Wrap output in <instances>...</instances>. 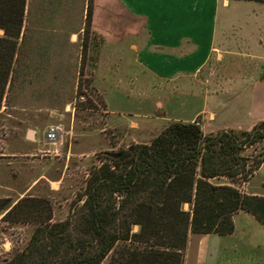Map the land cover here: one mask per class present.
Masks as SVG:
<instances>
[{
    "label": "trees",
    "instance_id": "1",
    "mask_svg": "<svg viewBox=\"0 0 264 264\" xmlns=\"http://www.w3.org/2000/svg\"><path fill=\"white\" fill-rule=\"evenodd\" d=\"M24 5L0 0V105ZM91 13L89 3L86 22ZM262 138L264 120L215 132H204L197 118L170 120L148 142H129L93 165L81 202L64 220L51 221L44 197L12 205L0 198L4 219L35 224L24 248L0 264H99L106 256L109 264H182L189 231L230 233L239 210L264 224V196L238 187L263 161L249 163L243 150Z\"/></svg>",
    "mask_w": 264,
    "mask_h": 264
},
{
    "label": "rangeland",
    "instance_id": "2",
    "mask_svg": "<svg viewBox=\"0 0 264 264\" xmlns=\"http://www.w3.org/2000/svg\"><path fill=\"white\" fill-rule=\"evenodd\" d=\"M89 3L92 13L86 22ZM112 7L113 17H125ZM106 18L107 0H25L0 105V198L12 205L23 196L44 197L51 204V221L66 219L81 202L89 170L107 151L132 141L148 142L173 120L166 118V108L134 117L106 107L107 81L120 77L107 74V65L112 68L121 60L131 64L132 52H121L120 44L135 33L107 25ZM105 49L107 57H100ZM128 89L134 96L135 88ZM178 94L183 106V94ZM50 124L60 127L55 140L44 138ZM243 153L249 163L264 160V138ZM5 213L0 211V263L24 248L35 226L4 219ZM99 264H109V257Z\"/></svg>",
    "mask_w": 264,
    "mask_h": 264
},
{
    "label": "crops",
    "instance_id": "3",
    "mask_svg": "<svg viewBox=\"0 0 264 264\" xmlns=\"http://www.w3.org/2000/svg\"><path fill=\"white\" fill-rule=\"evenodd\" d=\"M112 5L125 17H113ZM104 21L136 34L120 44L131 64L107 65L120 76L103 92L111 112L139 117L166 108L167 119L198 116L204 132L264 120V0H107ZM263 170L264 160L239 189L264 196ZM233 224L227 234L189 231L182 264H264V224L244 210Z\"/></svg>",
    "mask_w": 264,
    "mask_h": 264
},
{
    "label": "built area",
    "instance_id": "4",
    "mask_svg": "<svg viewBox=\"0 0 264 264\" xmlns=\"http://www.w3.org/2000/svg\"><path fill=\"white\" fill-rule=\"evenodd\" d=\"M60 132V127L55 124H50L44 130V138L47 140H55Z\"/></svg>",
    "mask_w": 264,
    "mask_h": 264
},
{
    "label": "water",
    "instance_id": "5",
    "mask_svg": "<svg viewBox=\"0 0 264 264\" xmlns=\"http://www.w3.org/2000/svg\"><path fill=\"white\" fill-rule=\"evenodd\" d=\"M28 135L31 136V131H28ZM107 155L111 156V157H117L118 153L116 151H107L106 152Z\"/></svg>",
    "mask_w": 264,
    "mask_h": 264
}]
</instances>
